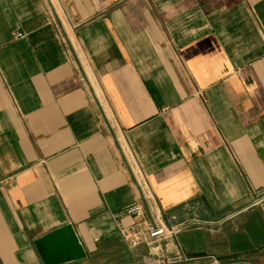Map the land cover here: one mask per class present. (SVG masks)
<instances>
[{
    "label": "crops",
    "instance_id": "obj_1",
    "mask_svg": "<svg viewBox=\"0 0 264 264\" xmlns=\"http://www.w3.org/2000/svg\"><path fill=\"white\" fill-rule=\"evenodd\" d=\"M69 224L62 264H264V0H0V264Z\"/></svg>",
    "mask_w": 264,
    "mask_h": 264
},
{
    "label": "water",
    "instance_id": "obj_2",
    "mask_svg": "<svg viewBox=\"0 0 264 264\" xmlns=\"http://www.w3.org/2000/svg\"><path fill=\"white\" fill-rule=\"evenodd\" d=\"M35 245L44 264H62L87 256L70 224L37 239Z\"/></svg>",
    "mask_w": 264,
    "mask_h": 264
},
{
    "label": "built area",
    "instance_id": "obj_3",
    "mask_svg": "<svg viewBox=\"0 0 264 264\" xmlns=\"http://www.w3.org/2000/svg\"><path fill=\"white\" fill-rule=\"evenodd\" d=\"M126 213L130 216H134V217H144L145 216V208L143 205L141 204H136L133 206H130L127 210ZM146 231L149 234V236L153 239H156L158 237L164 236L166 231L165 228L161 225H148L146 227ZM177 230L173 231L176 232ZM122 235L123 237L126 239V241L129 242V244L132 247H136L137 245H139L141 238H140V234L138 235H132L130 234L129 231H122ZM214 259V261L218 262L217 259L215 257H212Z\"/></svg>",
    "mask_w": 264,
    "mask_h": 264
},
{
    "label": "rangeland",
    "instance_id": "obj_4",
    "mask_svg": "<svg viewBox=\"0 0 264 264\" xmlns=\"http://www.w3.org/2000/svg\"><path fill=\"white\" fill-rule=\"evenodd\" d=\"M115 247H117V246H115Z\"/></svg>",
    "mask_w": 264,
    "mask_h": 264
}]
</instances>
